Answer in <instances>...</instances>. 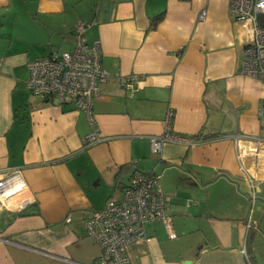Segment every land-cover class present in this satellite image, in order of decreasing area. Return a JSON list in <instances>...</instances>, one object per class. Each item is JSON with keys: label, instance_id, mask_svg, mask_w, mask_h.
<instances>
[{"label": "crops", "instance_id": "obj_1", "mask_svg": "<svg viewBox=\"0 0 264 264\" xmlns=\"http://www.w3.org/2000/svg\"><path fill=\"white\" fill-rule=\"evenodd\" d=\"M79 22L106 71L139 78L132 95L115 78L102 86L92 112L104 140L87 147L83 110L25 86L27 63L71 49ZM248 39L228 0H0V173L18 170L25 184L13 203L30 199L0 208V264L92 263L99 248L84 220L134 169L172 195L176 237L146 223L127 264H258L247 221L264 215V80L241 72ZM168 110L173 132L200 141L153 155L148 136L163 132Z\"/></svg>", "mask_w": 264, "mask_h": 264}, {"label": "built area", "instance_id": "obj_2", "mask_svg": "<svg viewBox=\"0 0 264 264\" xmlns=\"http://www.w3.org/2000/svg\"><path fill=\"white\" fill-rule=\"evenodd\" d=\"M228 11L232 19L249 32L241 72L264 80V0H228ZM205 17L206 11L202 10L197 18L201 21ZM87 26L83 22L74 26L71 49H51L46 55L28 62L29 75L25 81L32 94L60 107L71 106L86 113L91 130L83 140L85 147L104 140L92 112L93 100L98 97L102 86L115 78L132 95L139 79L136 75H112L103 68L100 41L96 39L90 45L87 43L84 35ZM171 117L172 111L168 110L163 132L148 136L153 155H159L167 143L191 147L200 141L197 135L173 132ZM249 184L253 204L255 188L251 181ZM24 188L18 170L0 173V208L19 210L28 204L29 198L13 203L14 196ZM171 198V194L162 191L157 174L134 169L119 194L109 197L101 208L92 211L84 220L87 235L99 248L97 257L90 264H127V245L145 238L144 226L150 221H161L167 237L174 239L172 220L165 213V206ZM70 219V215H66L65 221ZM255 224L250 213L247 227Z\"/></svg>", "mask_w": 264, "mask_h": 264}, {"label": "rangeland", "instance_id": "obj_3", "mask_svg": "<svg viewBox=\"0 0 264 264\" xmlns=\"http://www.w3.org/2000/svg\"><path fill=\"white\" fill-rule=\"evenodd\" d=\"M258 220V225L255 224L253 229H257L253 234L249 233V243L253 250V256L258 264H264V215L255 212L253 219ZM255 220V221H256Z\"/></svg>", "mask_w": 264, "mask_h": 264}, {"label": "trees", "instance_id": "obj_4", "mask_svg": "<svg viewBox=\"0 0 264 264\" xmlns=\"http://www.w3.org/2000/svg\"><path fill=\"white\" fill-rule=\"evenodd\" d=\"M163 14L160 13L152 18V21L150 23V27H154L158 24V22L162 19Z\"/></svg>", "mask_w": 264, "mask_h": 264}]
</instances>
